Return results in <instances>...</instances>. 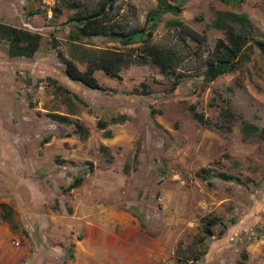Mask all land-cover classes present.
Masks as SVG:
<instances>
[{
    "label": "rangeland",
    "instance_id": "374dc122",
    "mask_svg": "<svg viewBox=\"0 0 264 264\" xmlns=\"http://www.w3.org/2000/svg\"><path fill=\"white\" fill-rule=\"evenodd\" d=\"M74 1L0 0V22L40 34L29 57L0 38V201L11 208L9 243L24 250L16 264H264V0H168L178 11L126 44L68 37L74 10L99 0ZM154 7L115 0L109 22L147 27ZM241 15L244 56L204 80L214 42L226 38L215 21L236 29ZM147 45L178 54L177 83ZM56 50L80 69L109 51L127 62L116 74L95 68L104 88H91L64 74ZM74 175L81 181L68 188ZM208 216L218 222L205 235Z\"/></svg>",
    "mask_w": 264,
    "mask_h": 264
},
{
    "label": "trees",
    "instance_id": "16d2710c",
    "mask_svg": "<svg viewBox=\"0 0 264 264\" xmlns=\"http://www.w3.org/2000/svg\"><path fill=\"white\" fill-rule=\"evenodd\" d=\"M64 3L70 7L77 6V2L74 0H63ZM115 0H99L97 7L91 10H85L77 8L74 10L70 20L75 24V29L72 33L68 34V37L75 39L78 35H98L107 34L111 37L118 38L123 44L136 41L138 39L145 40L152 31V25L158 19V17L164 12L176 13L179 9L180 1L176 4H172L168 0H156V7L149 9L144 14V21L148 22V28L143 24L139 27L126 28L123 22H109L111 14L109 10L113 6ZM85 10V11H83ZM241 23L236 29H233L223 21H215L216 25L224 27L225 41L217 39L212 47V56L208 59L205 67L201 73L204 80H211L217 75L230 71L234 68L236 62L244 56L243 45L246 42L247 35L245 34V22L247 18L245 15H241ZM170 21L176 25H179L181 31H187L191 37H200L196 32L182 24V22L173 16ZM109 22V23H108ZM151 26V27H150ZM145 33V35H143ZM40 34L37 32H31L24 28H20L8 23L0 22V38L8 43L7 52L10 55H24L29 57L34 52L39 39ZM201 38V37H200ZM52 46H56V40L51 39ZM257 47L264 55V38L256 40ZM170 51L161 50L159 47L152 45L145 48L144 52L149 55L151 61L158 67L162 73H173L174 82L180 80V72L175 71L179 56L172 49ZM56 54L63 62L64 74L72 79L77 80L85 86L91 88H104L93 75L95 68H100L108 74H116L120 69V65L126 63V59L119 51H109L107 56L92 57L89 56L84 69H80L75 62L64 55L60 51L56 50ZM52 117L63 120L65 117L58 115L57 113L50 114ZM72 123L77 130L80 137H83L87 133V129L79 123L77 120H73ZM242 128L246 134L252 133L256 127L242 124ZM96 126L99 128L104 127V121L97 119ZM43 140H47V136L43 137ZM88 167L91 168L90 161H87ZM81 181L80 175H74L71 181L67 184V187H73ZM11 215V208L5 201H0V219L9 220ZM218 222V218L215 216H208L204 218L202 224V231L205 235L211 233L212 224ZM197 258L196 256L194 257Z\"/></svg>",
    "mask_w": 264,
    "mask_h": 264
},
{
    "label": "crops",
    "instance_id": "0c3cea01",
    "mask_svg": "<svg viewBox=\"0 0 264 264\" xmlns=\"http://www.w3.org/2000/svg\"><path fill=\"white\" fill-rule=\"evenodd\" d=\"M6 222L7 220L0 219V264H16L24 250L10 245L11 231Z\"/></svg>",
    "mask_w": 264,
    "mask_h": 264
}]
</instances>
